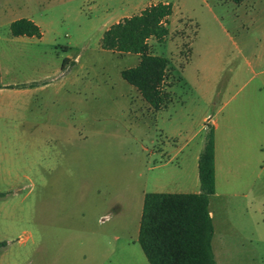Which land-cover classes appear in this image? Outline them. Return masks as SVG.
Here are the masks:
<instances>
[{
    "label": "rangeland",
    "instance_id": "rangeland-1",
    "mask_svg": "<svg viewBox=\"0 0 264 264\" xmlns=\"http://www.w3.org/2000/svg\"><path fill=\"white\" fill-rule=\"evenodd\" d=\"M149 1L0 0L3 38L10 19L33 18L41 27L32 51L46 83L42 159L0 161V241L7 242L0 264H101L104 251L112 256L106 264H121L120 254L141 250L144 193L176 191L172 180L186 178L179 159L159 149L203 147L213 121L220 124L218 194L210 207L215 238L225 242L218 264H264V212H255L258 190L245 184L259 148L228 139L230 111L263 88L264 0H168L171 33L150 44L170 61L172 101L156 113L121 75L139 56L101 47L111 23ZM65 59L72 64L62 70Z\"/></svg>",
    "mask_w": 264,
    "mask_h": 264
},
{
    "label": "trees",
    "instance_id": "trees-1",
    "mask_svg": "<svg viewBox=\"0 0 264 264\" xmlns=\"http://www.w3.org/2000/svg\"><path fill=\"white\" fill-rule=\"evenodd\" d=\"M172 14L171 3L152 4L139 14L112 24L101 39L103 49L140 55L139 63L123 69L121 75L155 113L172 101L171 85L166 82L170 61L166 56L154 53L149 41H167ZM10 31L13 36L41 38L43 35L40 26L28 18L14 20ZM190 55L191 51L187 60ZM68 63L65 59L62 70ZM215 158V129L212 126L199 156L200 192L145 194L138 242L149 264H216L212 246L214 224L209 209L210 197L216 192ZM3 195L0 192V197ZM6 245V241H0V248Z\"/></svg>",
    "mask_w": 264,
    "mask_h": 264
},
{
    "label": "crops",
    "instance_id": "crops-1",
    "mask_svg": "<svg viewBox=\"0 0 264 264\" xmlns=\"http://www.w3.org/2000/svg\"><path fill=\"white\" fill-rule=\"evenodd\" d=\"M158 2L170 3L168 0H153L147 3H134L133 7L131 6V8L134 10L133 13L122 15V19L134 14H139L148 6L152 4H157ZM245 2L246 0H243L239 3H235L238 5H243ZM171 16L169 17V30ZM21 18H28L36 23L33 18ZM13 21L14 20L10 19L8 21L9 25H11ZM118 21L120 20H117L116 22ZM116 22L111 23L107 27V29ZM42 37L37 38L26 35L13 36L11 34V31L10 37L3 38L0 35V41H2L0 45V81L2 85V87L0 88V161L2 159H9L11 163L14 162V164L18 165L23 160L28 161L30 158H33L35 160L42 159V152L45 142L43 132L42 87L46 83L43 81L42 58H39L37 55H34V52L32 51V47L36 45V43L41 40ZM14 43H18L21 46L22 50L27 49L28 51V49L30 48L29 52L23 50V53L20 52L21 54H16L13 49ZM137 55L139 56L140 60V55ZM71 64L72 62L69 61L66 68ZM166 82L167 84L171 85L169 83V78H167ZM261 86L263 88L247 91V93L244 94L240 98V100L235 104V110L230 111L228 117L229 141L235 144L246 142L250 145H257L256 149L259 148V155H255V157H252L250 159L252 163L251 170H248V168L245 169V176L248 178L245 181L246 186L249 187L250 183V187H253L254 190H258L259 193L258 199L254 198L253 194L251 195L250 193H248V190L244 193L245 197H251V200L256 199L258 201L259 204L254 207L255 212H264V201H262V196L264 194V150L262 149L264 142V80L261 81ZM150 109L152 108L150 107ZM212 125L215 129L216 145V192L215 194L211 195L210 203L211 198L218 194V130L220 124L218 121H213ZM185 146L186 145H184L183 147L172 146L171 148H161L159 149V152L163 156L167 154H173L176 158H178V170L182 174L185 173L186 178H181V180H172V183L178 186V189H176V191H174L173 189L165 190L161 188L156 189L152 192H200L201 188L199 178V156L204 146L196 150H186ZM252 153L255 152L251 149V154ZM162 160L163 159H161V162ZM167 164L168 162H165L157 166V168L162 167V169L160 170L161 173L166 171L165 167L168 166ZM167 181L168 180H166V183ZM145 194L146 193H144V197ZM209 209L214 224V218L216 216V213L210 207V205ZM259 223L260 222L258 221L257 224ZM221 240L222 239H220L219 241V238H215L214 225V236L212 240V246L216 264H218L217 249H220V247L225 243L224 240ZM92 252V250L88 251L90 258L87 257V259L89 258L91 259V261H93V257L97 259V256L99 255H96ZM86 256L87 254H83V257L86 258ZM100 257L101 262L103 264H106L107 262L111 261L112 256L108 251H104L102 252V254H100ZM120 257L121 264H149L142 248L141 250L130 251L126 254L123 252L122 254H120ZM220 263L223 264L222 260Z\"/></svg>",
    "mask_w": 264,
    "mask_h": 264
}]
</instances>
